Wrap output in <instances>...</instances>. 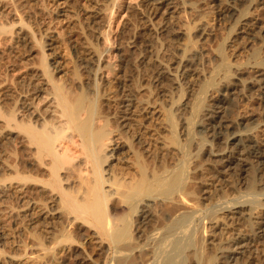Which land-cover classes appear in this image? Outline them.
Returning a JSON list of instances; mask_svg holds the SVG:
<instances>
[{"label": "bare ground", "instance_id": "6f19581e", "mask_svg": "<svg viewBox=\"0 0 264 264\" xmlns=\"http://www.w3.org/2000/svg\"><path fill=\"white\" fill-rule=\"evenodd\" d=\"M150 1L154 2L152 16L169 15L178 2L183 3ZM259 1L264 0H216L218 5L224 4L221 15L234 21L235 28L226 35L225 44L244 38V46L264 42V29L252 31L251 22L240 9L244 2ZM4 15L7 16L5 2L0 5V16ZM0 22V41L13 39V26L7 27V20ZM207 36L205 27L197 25L195 37ZM34 54L39 68L27 72L34 84L17 100L9 91L7 115H0L4 124L0 131L5 132L11 146L7 166L1 161L0 169L7 168L12 219L20 213L32 218L34 224L44 227V238L53 240L54 245L77 241L65 228L75 226L77 237L83 229L93 232L99 240L100 264H253L264 239V218L259 216L264 211V181L258 188L252 182L254 168L264 165V142L252 134L259 125L255 120L244 123L230 119L228 114L239 94L257 92L264 97V62L232 67L223 63L218 52L219 63L204 71L197 48L180 51L174 59L179 75L187 77L192 73L200 81L218 78L214 92L207 98L201 94L194 102L174 101L173 92L179 89L177 78L161 65L154 81L161 86L165 104L145 112L142 105L129 102L126 114L113 116L117 127L107 130L108 118H93L83 104L67 99L54 76L63 71L59 61L46 65L48 55L41 50ZM98 62L96 58L92 63L93 77L100 70ZM210 86L205 84L202 93ZM136 112L142 113L145 120L165 117L158 124L162 131L168 128V113H174L181 123L180 136L189 137L184 139L189 147L159 133L149 135L150 144H143L139 131L135 132L132 137L137 152L158 164V171L152 174L128 158L130 149L122 133L133 126ZM141 129L147 130L146 126ZM150 145L154 151L148 148ZM17 147L25 153V164L35 170L32 175L15 161ZM199 152L206 157L202 166L196 164ZM204 168L223 176L226 186L206 177ZM261 172L264 175V169ZM227 173H237L246 182L241 187H246L226 190ZM29 183H36L37 198H31L32 190L30 197L27 195ZM190 184L199 188L200 198L189 192ZM5 187L0 185V197ZM13 205L21 208L15 210ZM56 223L62 230L55 229ZM44 247L37 243L36 248ZM258 262L264 264V254H260Z\"/></svg>", "mask_w": 264, "mask_h": 264}, {"label": "rangeland", "instance_id": "374dc122", "mask_svg": "<svg viewBox=\"0 0 264 264\" xmlns=\"http://www.w3.org/2000/svg\"><path fill=\"white\" fill-rule=\"evenodd\" d=\"M112 1L0 0V5L5 2L7 6V16H0L1 21L5 23L7 20V27H14L11 26L13 39L7 37V41H0L1 116L7 115L9 91L14 93L13 97L15 99L16 96L17 100L34 84V78L28 77L27 72L31 68H39V59L34 54L36 50L48 55L46 65L55 60L59 61L63 71L54 76L67 99L74 104H83L91 111L93 118H108L105 126L107 130L117 127L116 118L126 114V104L129 102L137 107L142 105L145 112L165 104V98L161 97V86L154 81L155 73L161 65H165L177 78L179 89L173 92L174 101L182 103L191 99L194 102L201 94L207 98L214 92L218 78L200 81L192 73L187 77L179 75L174 68V59L180 51L197 48L201 53L204 71L219 63L218 52L223 63L232 67L245 68L264 62V42L255 41L244 46V38L232 44H225L226 35L235 28L234 21L227 15H221L224 4L218 5L216 0H183V3L176 4L173 13L160 16L151 15L150 10L154 2L150 0ZM259 3L244 2L240 5L254 32L264 29V1ZM197 25L205 27L208 33L205 39L195 37ZM48 44H52L49 50ZM96 58L97 61L99 59L100 70L93 77L91 69ZM205 84L211 86L202 93ZM234 99L229 118L244 123L255 120L259 125L254 128L252 134L258 141L264 142V97L253 92L247 96L239 94ZM114 115L116 118H113ZM136 115L131 123L133 126L122 134L127 138L126 144L130 149L129 161L141 167L144 172H157L158 164L137 152L138 148L134 146L132 137L135 132L139 131L143 144H150L149 135L159 133L167 140H175L189 147V142H184V139L189 137H184L185 132L183 137L180 136L181 123L174 113H168V128L163 131L158 130V124L165 117L156 119L157 116H151L145 120L142 113L136 112ZM1 124L0 130L4 127V124ZM142 126H146L147 130L141 129ZM6 130L7 128L4 129ZM192 132H195V127H192ZM4 133L0 134V163L2 161L7 166L11 146ZM148 148L154 151L152 145ZM24 157L25 153L17 147L15 161L21 164L24 170L30 171L28 175H32L35 170L25 164ZM205 159L204 153L199 152L196 164L202 166ZM137 167L134 165V168ZM262 169L264 165L254 168L252 182L256 188L264 181ZM203 174L217 185L226 186L222 180L223 176L215 171L204 168ZM226 175L228 186L225 189L228 191L246 184L237 173ZM7 184V168L0 169V185L6 186L4 195L0 197V264L101 263L99 240L91 231L83 229L77 237V232H73L75 226L68 227V230L65 228V232L71 233V237L77 241L75 244L61 242L54 245L53 240L44 238V227L38 223L34 224L35 220L32 218L23 217L18 212L20 214L12 219L9 215L12 206L7 199ZM29 185L27 195L37 198L36 183ZM188 190L195 198H200L201 193L197 186L190 184ZM13 206L15 210L21 208V205ZM259 216L264 218V211H260ZM59 224L56 223V230H62ZM37 243L45 246L40 248L42 251L36 248ZM259 244L261 250L254 254L253 264H260L258 258L261 253L264 254V239Z\"/></svg>", "mask_w": 264, "mask_h": 264}]
</instances>
